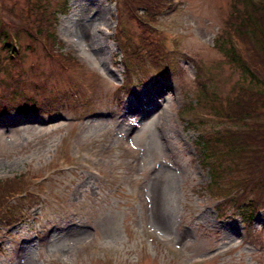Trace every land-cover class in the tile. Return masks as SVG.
Returning a JSON list of instances; mask_svg holds the SVG:
<instances>
[{
  "label": "rangeland",
  "instance_id": "1",
  "mask_svg": "<svg viewBox=\"0 0 264 264\" xmlns=\"http://www.w3.org/2000/svg\"><path fill=\"white\" fill-rule=\"evenodd\" d=\"M231 2L167 0L146 12L150 35L126 10L119 41L115 0H0L22 55L14 66L0 43V113L15 109L0 116V181L31 199H11L24 220L0 231V264H264V212L250 228L230 207L220 214L199 134L179 117L195 103L202 67L215 103L239 94L241 71L214 47ZM42 6L59 13L57 40L78 68L18 29ZM129 40L142 47L145 74L134 59L124 71Z\"/></svg>",
  "mask_w": 264,
  "mask_h": 264
},
{
  "label": "trees",
  "instance_id": "2",
  "mask_svg": "<svg viewBox=\"0 0 264 264\" xmlns=\"http://www.w3.org/2000/svg\"><path fill=\"white\" fill-rule=\"evenodd\" d=\"M120 2L127 6L120 8L123 18L127 17L128 10L129 16L137 18L140 26L148 31L152 20H145L151 19L146 12L158 11L163 0ZM138 8L144 9L146 15L137 16L134 12ZM30 11L35 13L36 18L18 29L23 30L32 41L41 42L50 56L57 58L65 68L70 69L68 64H72L73 68L75 61L69 55H56V14L43 6ZM224 23L225 27L216 40V48L224 54L228 64L241 71L243 83L239 94L215 103L221 100L212 98L217 97L216 92L210 90V81L203 77L204 72L199 69L195 79L199 88L195 103L183 108L179 116L187 127L199 134V161L211 176L208 190L212 197L221 202L217 205L220 214H223L224 208L230 210V207L233 213L252 224L264 212V125L260 121L264 112V0H232ZM13 31L18 30L0 21V43L7 52V58L14 52ZM123 31L121 26L117 39L124 34ZM127 47L129 45L124 44L121 48ZM29 50L33 52L32 47ZM124 57L129 62L124 65L128 73L132 71L130 63H133V59L137 62L133 65H139L142 73L147 72L145 63L140 62L138 55ZM21 63L22 55L13 61L15 66ZM239 83H235L236 86ZM22 191L13 188L11 181L0 183V225L18 221L20 211L11 210V199Z\"/></svg>",
  "mask_w": 264,
  "mask_h": 264
},
{
  "label": "bare ground",
  "instance_id": "3",
  "mask_svg": "<svg viewBox=\"0 0 264 264\" xmlns=\"http://www.w3.org/2000/svg\"><path fill=\"white\" fill-rule=\"evenodd\" d=\"M139 100H140V99H139ZM138 122H139V121H135L134 123H131V124L129 125V131H130V130H133V129L137 126ZM0 125H4V124H2V123L0 122ZM129 131H127L126 133H123L124 135H122V138H121V139H122L124 142H127V138H128Z\"/></svg>",
  "mask_w": 264,
  "mask_h": 264
}]
</instances>
